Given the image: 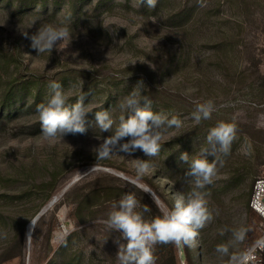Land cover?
<instances>
[{
  "label": "rangeland",
  "instance_id": "374dc122",
  "mask_svg": "<svg viewBox=\"0 0 264 264\" xmlns=\"http://www.w3.org/2000/svg\"><path fill=\"white\" fill-rule=\"evenodd\" d=\"M45 24L70 29L63 50L32 48L31 35ZM53 81L68 104L86 95V134L54 140L41 134L36 107L51 95ZM14 86L24 99L8 113L1 95ZM134 90L180 126L162 130L155 157L121 151L125 138L97 159L93 149L127 115L120 105ZM208 102L211 117L197 123L193 113ZM100 111L114 121L109 132L96 125ZM222 121L236 128L230 151L215 145V156H208L218 159L212 183L195 189V178L186 175L191 159L202 148L213 150L207 136ZM137 159L150 164L142 176ZM262 175L264 0H156L154 8L146 0H0V264H119L116 241H126L103 221L126 193L144 199L132 183L156 186L169 200H161L166 212L176 197L202 192L210 219L187 245L192 263L175 244L177 264L181 253L187 264H234L260 234L261 217L249 203ZM11 248L15 256L3 260ZM153 255L161 264L155 246Z\"/></svg>",
  "mask_w": 264,
  "mask_h": 264
},
{
  "label": "clouds",
  "instance_id": "9594fccd",
  "mask_svg": "<svg viewBox=\"0 0 264 264\" xmlns=\"http://www.w3.org/2000/svg\"><path fill=\"white\" fill-rule=\"evenodd\" d=\"M143 2L144 0H140V3ZM146 4L149 8H154L156 0H146ZM70 38V29L66 25L45 24L31 35L30 40L32 48L39 54L51 53L54 49L63 50L64 42ZM72 55L75 57L78 53ZM138 85L145 88L142 82H139ZM48 87L51 90V95L46 102H42L36 107L43 137L47 140H54L68 134H86L88 131L86 95L81 94L74 104H68L60 83L53 81ZM141 102L144 104L143 107H141ZM120 107L127 115H121L115 132L104 138L99 147L93 149L97 159L108 158L112 154L113 146L125 138L129 139L120 145L121 151L131 154L139 149L146 156L155 157L160 151L162 130L172 126L179 127L181 124L177 117L168 119L163 113L153 112L151 100L147 96L141 97L140 92L136 90L124 98ZM211 113V102H208L206 105H198L193 117L199 123L201 119H209ZM95 122L102 132L111 131L114 123L108 111L96 112ZM235 134V125L223 121L210 129L207 143L212 146L213 150L202 148L200 153L191 159L189 171L186 173V175L195 178V189H203L212 183V178L217 171L218 159L214 158L210 161L208 156H215V145L217 144L220 146V150L227 154ZM180 159L188 161V154L182 153ZM135 162L138 176L149 171L150 164L148 162L140 159ZM93 170L94 167L90 172ZM195 189L187 198L176 197L170 211L151 221H146L142 213L136 211L138 201L133 193L123 195L119 202L113 205V210L109 212L108 218L103 221L110 230L119 231L120 239L126 241L123 244L119 243V240L116 241L119 264H155L156 258L153 252L157 243L174 242L178 247L191 246L197 236L196 230L203 228L210 219L204 194ZM144 211H149L147 206L144 207ZM237 238L243 239V233L238 234ZM59 239L66 243L64 235L59 236ZM218 248L220 251H227L222 246H218Z\"/></svg>",
  "mask_w": 264,
  "mask_h": 264
},
{
  "label": "trees",
  "instance_id": "16d2710c",
  "mask_svg": "<svg viewBox=\"0 0 264 264\" xmlns=\"http://www.w3.org/2000/svg\"><path fill=\"white\" fill-rule=\"evenodd\" d=\"M10 88V87H9ZM7 89L1 96H2V108L4 110H9L8 113H11V111L13 109H15V111L18 109V107L20 106H15L17 100L19 99V101H23L24 96L23 93H21L22 91L19 89H17L15 86L12 87L11 89ZM88 92V89L85 90V93ZM37 101L34 102V104H36ZM156 174L158 177H161L164 173L161 169L156 168ZM168 177V175H167ZM132 185L138 190L140 191L143 196L144 199H137L138 201V209L137 212L142 213L143 218L146 221H151L152 219L156 218V217H162L164 215V212L161 210L159 204L151 197V195L143 188L135 185L132 183ZM149 185L153 188V190L159 195L160 200H163L165 203L168 204L169 200L158 191L157 187L150 184ZM123 192H125L124 189H122ZM170 204V203H169ZM147 206L149 211L145 212L144 211V207ZM172 206V205H171ZM172 208V207H171ZM19 242L21 244V237L19 239ZM185 247V251H186V255H187V259L189 261V263H192L191 261V257H190V253L187 251V245H184ZM174 248H175V243L174 242H169V243H157L155 245V249L156 252H160L162 254V260H161V264H177V257L176 254L174 252ZM15 253H13V248H11L10 250H8L5 255L4 258H2L3 260H7L9 258H12Z\"/></svg>",
  "mask_w": 264,
  "mask_h": 264
},
{
  "label": "built area",
  "instance_id": "2783aa9c",
  "mask_svg": "<svg viewBox=\"0 0 264 264\" xmlns=\"http://www.w3.org/2000/svg\"><path fill=\"white\" fill-rule=\"evenodd\" d=\"M250 207L261 217L260 234L248 245L234 264H264V175L253 183ZM179 264H187L181 256Z\"/></svg>",
  "mask_w": 264,
  "mask_h": 264
},
{
  "label": "water",
  "instance_id": "95a60500",
  "mask_svg": "<svg viewBox=\"0 0 264 264\" xmlns=\"http://www.w3.org/2000/svg\"><path fill=\"white\" fill-rule=\"evenodd\" d=\"M139 185L140 186H142L145 190H147V191H149L150 193H151V195H153V197L155 198V200L157 201V203L159 204V206H160V208H161V210L163 211V212H166L164 209H163V207H162V205H161V200H160V198H159V196L155 193V191L154 190H152L148 185H141L140 183H139ZM56 200V197H54L53 199H52V202H54ZM45 209L46 208H44V209H42L41 211H39V213L32 219V224H33V226L36 224V221L39 219V217L43 214V212L45 211ZM27 240H28V243H30V241H31V238H32V231L31 232H28V230H27ZM181 256L183 257V254L181 253Z\"/></svg>",
  "mask_w": 264,
  "mask_h": 264
},
{
  "label": "bare ground",
  "instance_id": "6f19581e",
  "mask_svg": "<svg viewBox=\"0 0 264 264\" xmlns=\"http://www.w3.org/2000/svg\"><path fill=\"white\" fill-rule=\"evenodd\" d=\"M29 224H31L32 227H33L32 221H31ZM28 226H29V225H28ZM27 230H28V232H31V230H29V228H28Z\"/></svg>",
  "mask_w": 264,
  "mask_h": 264
}]
</instances>
